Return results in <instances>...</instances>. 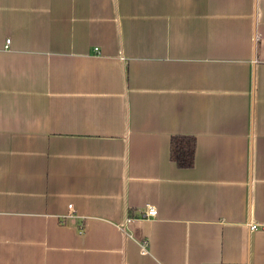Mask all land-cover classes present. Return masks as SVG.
I'll return each mask as SVG.
<instances>
[{
  "label": "crops",
  "instance_id": "1",
  "mask_svg": "<svg viewBox=\"0 0 264 264\" xmlns=\"http://www.w3.org/2000/svg\"><path fill=\"white\" fill-rule=\"evenodd\" d=\"M0 264H264V0H0Z\"/></svg>",
  "mask_w": 264,
  "mask_h": 264
},
{
  "label": "trees",
  "instance_id": "2",
  "mask_svg": "<svg viewBox=\"0 0 264 264\" xmlns=\"http://www.w3.org/2000/svg\"><path fill=\"white\" fill-rule=\"evenodd\" d=\"M194 138L190 135L174 134L168 140V159L175 167L190 168L193 163Z\"/></svg>",
  "mask_w": 264,
  "mask_h": 264
},
{
  "label": "built area",
  "instance_id": "3",
  "mask_svg": "<svg viewBox=\"0 0 264 264\" xmlns=\"http://www.w3.org/2000/svg\"><path fill=\"white\" fill-rule=\"evenodd\" d=\"M9 43V40H6L5 42V48H7V44ZM138 214V216L140 218H151L155 216V210L152 206H144L142 207L140 210H138L136 212ZM129 220V218H125V221L127 222ZM255 229H257V226L255 224H250L248 226V230L249 231H254ZM146 247V244L142 241L140 242V249L141 251H143Z\"/></svg>",
  "mask_w": 264,
  "mask_h": 264
}]
</instances>
